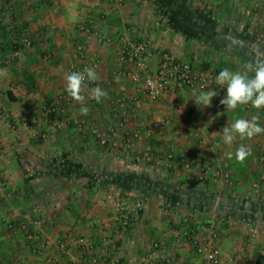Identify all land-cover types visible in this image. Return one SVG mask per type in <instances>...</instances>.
<instances>
[{"label": "crops", "instance_id": "obj_1", "mask_svg": "<svg viewBox=\"0 0 264 264\" xmlns=\"http://www.w3.org/2000/svg\"><path fill=\"white\" fill-rule=\"evenodd\" d=\"M0 11V264H202L192 243L172 232L203 223L219 232L220 264H264V134L231 147L222 140L237 118L258 113L264 126V109L226 110V87L217 83L205 90L218 93L210 107L187 89L148 100L144 73L138 82L125 76L136 67L120 64L117 52L147 40L193 67L202 55L209 70L243 71L264 60V0H0ZM198 15L213 28L195 22ZM80 22L95 36L78 32ZM77 44L97 62L99 79L88 88L108 93L100 103L85 93L87 116L65 90L64 74L83 68ZM156 62L148 59L150 72ZM58 97L70 101L46 113ZM162 117L169 124L146 138ZM39 131L45 138L36 140ZM242 144L253 155L244 164L227 159ZM204 165L228 171L234 186L210 173L198 182ZM26 213L46 219L34 239L17 227ZM45 239L50 246L38 249Z\"/></svg>", "mask_w": 264, "mask_h": 264}, {"label": "built area", "instance_id": "obj_2", "mask_svg": "<svg viewBox=\"0 0 264 264\" xmlns=\"http://www.w3.org/2000/svg\"><path fill=\"white\" fill-rule=\"evenodd\" d=\"M3 19V14L0 11V25ZM76 30L80 32L86 39L95 36V33L91 28L85 26L83 23L76 25ZM105 42H110L108 38L103 39ZM20 44L25 47H30L31 42L27 37H23L20 40ZM118 61L120 64L131 63L136 67V71L126 72L125 76L129 77L133 82H138L143 77V89L142 94L151 101H156L165 94H176L184 89L193 92V90L199 91L202 87L206 90L209 86L216 83V76L218 73L215 71H202L200 69L194 70L190 61L179 62L172 55L164 52L158 46H155L150 41H140L132 44H122L118 48ZM156 57V68L153 72L149 71L148 59ZM74 58L77 59L83 65V68L77 70L82 71L85 67H97L95 60L89 59L85 50L84 44H77L75 47ZM61 101H70V98L58 97V100L51 104L50 107H45L46 113L53 112L56 107L59 106ZM169 124L168 117H162L158 121H155L151 128L144 131L146 138L152 137L155 132L161 131ZM32 137L36 140L44 139L45 134L33 133ZM132 137H138V132H133ZM2 148L0 147V157L2 156ZM172 156H169L171 159ZM183 166L186 170H190V163L183 162ZM210 173V179L214 182H221L227 187H233L234 181L231 174L228 171H222L219 167L212 168L209 165H204L199 169L197 174V180L200 183H204L207 179V175ZM262 185L264 184V178L261 179ZM3 186V176L0 172V190ZM258 187V184L253 186ZM8 195H5V198ZM121 230L126 231L129 223L128 218L125 215H120ZM46 223V219L43 217H34L31 213H26L22 217V221L18 223V229L24 231L27 234L28 239L36 238L43 226ZM8 228H13L10 223ZM172 237L177 242L181 238H186L195 247L196 253L202 257V264H220V249L215 243L219 237V232L210 224H200L195 230L179 229L172 232ZM51 242L49 240H41L38 245V249L43 250L49 247ZM58 246H62L60 241H56ZM160 245L156 242L151 244L153 251L160 250ZM258 255L264 260V243L261 245ZM55 264V263H51Z\"/></svg>", "mask_w": 264, "mask_h": 264}, {"label": "clouds", "instance_id": "obj_3", "mask_svg": "<svg viewBox=\"0 0 264 264\" xmlns=\"http://www.w3.org/2000/svg\"><path fill=\"white\" fill-rule=\"evenodd\" d=\"M64 79L66 92L72 100L80 104L79 111L83 116H87L90 111L85 105L86 92L88 97L97 103L108 96V93L99 86L88 88L90 82L99 79L94 67L65 73ZM216 83L226 87V95L220 100V104L226 106V110H236L238 107L248 105L257 110L264 109V60L247 63L243 71L234 72L224 68L216 76ZM217 94L212 89L205 91L202 87L199 91L193 90L192 101L198 106L203 105V108L210 107L213 97ZM261 134H264V126L261 125L260 116L257 113L251 118H237L230 126L223 127L222 140L225 145L231 147L237 138L251 140ZM225 155L229 160L234 158L238 164H244L253 152L251 146L246 147L242 144L235 152L228 151Z\"/></svg>", "mask_w": 264, "mask_h": 264}, {"label": "trees", "instance_id": "obj_4", "mask_svg": "<svg viewBox=\"0 0 264 264\" xmlns=\"http://www.w3.org/2000/svg\"><path fill=\"white\" fill-rule=\"evenodd\" d=\"M184 18V20H186V22H190L191 21V19L192 18H190V16L188 17V16H185V17H183ZM194 21L195 22H197V23H199V24H205L204 26L206 27V28H208L209 29V27L208 26H210L211 28H213V24H209V23H212V22H209V20H207V19H204L201 15H198V16H196L195 17V19H194ZM215 29H216V31L217 32H215L214 34H217V36H218V34H219V26H215ZM200 69L202 70V71H208L209 70V65L208 64H201V66H200ZM216 73H218V70H214ZM12 99V98H11ZM90 180H92V179H90ZM94 181V180H93ZM99 183L101 184V185H103V184H105V181L103 180V181H99ZM135 185H139V182H135ZM222 204V203H221ZM222 206H224L223 204H222Z\"/></svg>", "mask_w": 264, "mask_h": 264}, {"label": "rangeland", "instance_id": "obj_5", "mask_svg": "<svg viewBox=\"0 0 264 264\" xmlns=\"http://www.w3.org/2000/svg\"><path fill=\"white\" fill-rule=\"evenodd\" d=\"M200 54H202V52H201ZM198 56H199V57H198V59L196 60V64H194L195 66L193 67L194 70L200 69V66H201L200 62L203 61V59H202V55H198ZM201 63H202V62H201ZM200 70H201V69H200ZM210 70H211V71H214V70H215L214 66H212V68H211Z\"/></svg>", "mask_w": 264, "mask_h": 264}]
</instances>
